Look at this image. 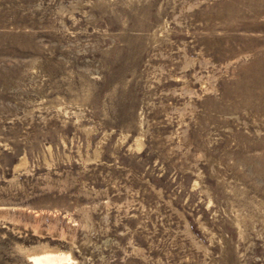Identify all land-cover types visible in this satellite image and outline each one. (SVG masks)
Here are the masks:
<instances>
[{
  "label": "rangeland",
  "instance_id": "rangeland-1",
  "mask_svg": "<svg viewBox=\"0 0 264 264\" xmlns=\"http://www.w3.org/2000/svg\"><path fill=\"white\" fill-rule=\"evenodd\" d=\"M263 71L264 0H0V264H264Z\"/></svg>",
  "mask_w": 264,
  "mask_h": 264
},
{
  "label": "bare ground",
  "instance_id": "bare-ground-1",
  "mask_svg": "<svg viewBox=\"0 0 264 264\" xmlns=\"http://www.w3.org/2000/svg\"><path fill=\"white\" fill-rule=\"evenodd\" d=\"M262 67H263V65H262ZM259 79H261V78H259ZM262 79L260 81H262ZM255 81L257 82V79H255ZM260 81L258 80V82H260ZM258 82H257V84H259ZM33 259H34L35 264H59L62 261L69 260L70 257L67 253L53 251V250L48 249V251H45L42 255L35 256Z\"/></svg>",
  "mask_w": 264,
  "mask_h": 264
}]
</instances>
